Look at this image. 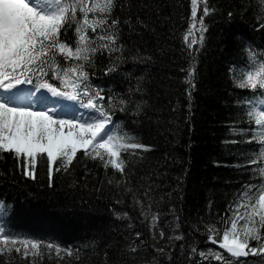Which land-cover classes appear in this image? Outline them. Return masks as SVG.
<instances>
[{"label": "trees", "instance_id": "1", "mask_svg": "<svg viewBox=\"0 0 264 264\" xmlns=\"http://www.w3.org/2000/svg\"><path fill=\"white\" fill-rule=\"evenodd\" d=\"M112 19L116 44L100 48L107 41L89 31L100 50L85 65L87 83L104 97L114 131L144 147L122 153L123 174L80 152L67 171L56 170L58 160L50 176L38 157L35 179L26 174L31 161L0 151L3 233L40 243L27 259L23 245L20 254L0 245V264H221L213 252L230 264L264 263V255L237 260L209 242L222 240L244 186L262 179L260 162L250 163L261 145L248 112L264 89L239 87L242 73L264 63L260 0H115ZM74 29L60 37L73 47Z\"/></svg>", "mask_w": 264, "mask_h": 264}, {"label": "snow or ice", "instance_id": "2", "mask_svg": "<svg viewBox=\"0 0 264 264\" xmlns=\"http://www.w3.org/2000/svg\"><path fill=\"white\" fill-rule=\"evenodd\" d=\"M192 3L195 6L197 0H192ZM114 6L115 0H0V151L31 161L33 168L26 174L33 179L38 157L46 159L51 176V167L58 160L60 165L56 170L62 166L67 171L80 152L93 160L103 161L105 168L111 166L123 174L125 160L122 153L144 147L132 142L131 137L114 131L116 126L112 115L103 103H99L104 97L87 83L89 74L85 65L91 62L92 55L100 48L116 44L117 36L113 29L118 21L112 19L109 24ZM260 7L264 9V0H260ZM207 13L205 4L203 14ZM192 15L196 16L195 7ZM73 25L78 37L75 47L60 39L62 31ZM98 29L99 40L107 41L100 48L93 47L95 39L89 35V31L97 34ZM184 39L187 42L188 35ZM200 40H203L202 35ZM196 43L197 40L193 39L189 47ZM58 56L65 62L74 60L79 63L64 67L58 62ZM242 76L239 87L264 89V63L253 64ZM50 80L59 81V86ZM41 89L46 92L36 96L35 93ZM47 93L57 99H51ZM64 100L76 103L63 104ZM33 104L41 107L34 109ZM77 104L89 110L81 114L86 118H64L54 107L60 105L66 112H76ZM248 114L254 125L259 126V131L253 135L261 145L257 157L250 163L260 162L257 175L262 179L258 184L245 185L236 203L230 206L231 214L224 221L222 240L218 242L212 237V243H219L220 249L237 260L249 255H264V92L261 93L260 106L253 104ZM7 211L4 202L0 201V217ZM156 219L158 216L154 214L153 221ZM208 230L210 233L217 231L214 226H209ZM136 235L139 237L140 234ZM158 235L163 237L164 232L160 231ZM250 241H255L258 246H251ZM17 244L23 245L25 259L29 248L40 249L39 242L18 240L5 235L0 228V245H12L14 247L9 251L20 254L22 250L15 247ZM47 249H53V244H47ZM3 251L0 247V252ZM56 251L59 253V248ZM67 255L72 253L69 251ZM212 255L221 264H230L224 255L214 252Z\"/></svg>", "mask_w": 264, "mask_h": 264}, {"label": "rangeland", "instance_id": "3", "mask_svg": "<svg viewBox=\"0 0 264 264\" xmlns=\"http://www.w3.org/2000/svg\"><path fill=\"white\" fill-rule=\"evenodd\" d=\"M29 87H31V85H29ZM41 92H46V90H44V89H41L40 90V92H36L35 93V95L36 96H39L40 94H41ZM76 102H74V101H65V102H63V104H69V105H72V104H75ZM38 107L40 106V105H37ZM259 106H260V104H259ZM258 106V107H259ZM49 107H53L52 105H49ZM55 107V110H56V112H58L59 113V115L60 116H63L64 118H73V117H80L81 119H84V118H86V117H84V116H82L81 114H82V112H78V114H77V111L76 112H66V111H64L63 109H61V107H60V105H55L54 106ZM76 107H77V110H78V108H81V107H79V105L77 104L76 105ZM34 109H38V108H34ZM62 112H64V114L62 113ZM2 225H1V223H0V228H2L1 227ZM33 241H35V240H33ZM221 241V240H220ZM37 242V241H36ZM219 242V241H218ZM217 244H219V243H215V244H213V243H210V246H212V249L213 250H215L214 248H217L219 251H221L222 253H224V254H227L226 252H225V250H223V249H220V248H218L217 247ZM252 246V245H251ZM228 255V254H227ZM229 256V255H228ZM249 256H251V255H249ZM260 256H256V258H259ZM212 258H214L213 256H212ZM244 258H246V257H241V258H239V259H244ZM248 258V257H247ZM255 264H260V263H255ZM261 264H264L263 262L261 263Z\"/></svg>", "mask_w": 264, "mask_h": 264}, {"label": "water", "instance_id": "4", "mask_svg": "<svg viewBox=\"0 0 264 264\" xmlns=\"http://www.w3.org/2000/svg\"><path fill=\"white\" fill-rule=\"evenodd\" d=\"M210 243H212V240L211 241H209ZM214 244V243H213ZM217 247L219 248V244H217Z\"/></svg>", "mask_w": 264, "mask_h": 264}]
</instances>
